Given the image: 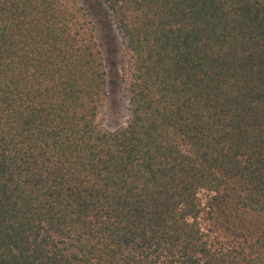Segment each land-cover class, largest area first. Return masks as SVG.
I'll list each match as a JSON object with an SVG mask.
<instances>
[{"label": "trees", "instance_id": "1", "mask_svg": "<svg viewBox=\"0 0 264 264\" xmlns=\"http://www.w3.org/2000/svg\"><path fill=\"white\" fill-rule=\"evenodd\" d=\"M99 4L115 128L80 0H0V264H264V0Z\"/></svg>", "mask_w": 264, "mask_h": 264}, {"label": "rangeland", "instance_id": "2", "mask_svg": "<svg viewBox=\"0 0 264 264\" xmlns=\"http://www.w3.org/2000/svg\"><path fill=\"white\" fill-rule=\"evenodd\" d=\"M80 2L94 24L95 35L100 44L106 65L108 95L105 125L108 128H115L123 124L127 116L126 101L122 96L124 62L122 61L121 41L115 35L107 10L103 5L99 4V0H80ZM210 195L211 193L205 190H201L198 193L202 204L208 201ZM199 223L210 242L217 244L227 241L223 231L213 225L205 211L202 212Z\"/></svg>", "mask_w": 264, "mask_h": 264}]
</instances>
